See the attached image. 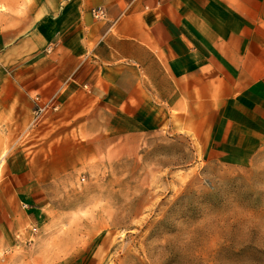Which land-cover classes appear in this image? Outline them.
<instances>
[{
  "label": "crops",
  "instance_id": "1",
  "mask_svg": "<svg viewBox=\"0 0 264 264\" xmlns=\"http://www.w3.org/2000/svg\"><path fill=\"white\" fill-rule=\"evenodd\" d=\"M36 95L59 112L34 122ZM73 115L182 134L207 160L248 156L264 142V0H0V157ZM20 154L1 164V241L20 201L37 209L39 168Z\"/></svg>",
  "mask_w": 264,
  "mask_h": 264
},
{
  "label": "rangeland",
  "instance_id": "2",
  "mask_svg": "<svg viewBox=\"0 0 264 264\" xmlns=\"http://www.w3.org/2000/svg\"><path fill=\"white\" fill-rule=\"evenodd\" d=\"M87 121L28 128L4 146L0 180L11 153L39 172L37 209L18 203L0 264H264V142L207 160L182 134Z\"/></svg>",
  "mask_w": 264,
  "mask_h": 264
},
{
  "label": "built area",
  "instance_id": "3",
  "mask_svg": "<svg viewBox=\"0 0 264 264\" xmlns=\"http://www.w3.org/2000/svg\"><path fill=\"white\" fill-rule=\"evenodd\" d=\"M92 16L97 19H102L105 17V12L102 8L97 7L92 10L91 12ZM58 110V104L55 96H50L48 98H43L39 95H36L33 98V120L34 122H37L40 120L43 115H45L48 112H54Z\"/></svg>",
  "mask_w": 264,
  "mask_h": 264
}]
</instances>
